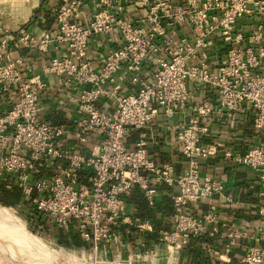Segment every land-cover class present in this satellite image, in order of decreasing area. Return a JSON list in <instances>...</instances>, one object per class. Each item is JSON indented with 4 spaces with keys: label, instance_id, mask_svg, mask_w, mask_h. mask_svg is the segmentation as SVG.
Returning a JSON list of instances; mask_svg holds the SVG:
<instances>
[{
    "label": "built area",
    "instance_id": "1",
    "mask_svg": "<svg viewBox=\"0 0 264 264\" xmlns=\"http://www.w3.org/2000/svg\"><path fill=\"white\" fill-rule=\"evenodd\" d=\"M83 3L61 0L53 33L35 36L20 28L11 39L8 30L0 29V101L6 96L11 102L8 111L0 109V182L8 191H20L30 218L36 214L44 226L63 232L73 226L92 255L132 244L130 222L122 213L124 198L135 187L149 205L156 200V188H171L172 230L160 231L159 243L180 252L191 238L209 230L210 236L218 233L216 208L210 206L195 217L193 206L214 195L222 196L230 207L236 205L223 194L218 179L200 176V160L215 157L222 149L218 142L201 143L209 123L214 118H233L247 103L254 111V128L264 133V0H97L96 12L82 24L78 19ZM127 7L143 14L128 19ZM241 20L255 21L247 36L237 29ZM98 35H119L120 47L95 68L87 48ZM213 41L227 49L216 71L211 70L207 55ZM51 44L62 45L67 52L51 58L43 73L63 79L74 91L70 101L78 116L71 131L40 119V97L47 93V86L40 76H24L23 60L15 55L22 50L46 54ZM149 69L151 80L141 75ZM122 71L136 92L119 93L116 76ZM188 83L209 86L218 100L200 103L189 124L177 131L186 167L176 175L172 164H159L149 156L143 133L132 149L124 140L130 129L140 130L158 116L172 119L183 110L190 97ZM101 100L113 105L111 114L98 110ZM91 137L99 142L86 154ZM65 141L77 143L80 149H66ZM221 157L257 174L264 199V146L244 154L223 149ZM81 177L88 185L80 182ZM151 232L149 224L136 227L139 236ZM246 237L235 231L225 252ZM251 241L254 245L240 264H264L259 247L264 242V208ZM139 242L140 246L145 243Z\"/></svg>",
    "mask_w": 264,
    "mask_h": 264
},
{
    "label": "crops",
    "instance_id": "2",
    "mask_svg": "<svg viewBox=\"0 0 264 264\" xmlns=\"http://www.w3.org/2000/svg\"><path fill=\"white\" fill-rule=\"evenodd\" d=\"M60 4L61 0H0V29L8 30L11 39L16 37L15 33L20 28L26 29L35 36L53 33L56 30L55 10ZM97 8V0H84L78 22L82 24L88 22ZM139 14H143V12L135 13L132 8H126L125 15L128 19H136ZM254 24V20H241L238 22L237 29L243 32L244 36H247ZM216 44V41H213L207 52L212 71H216L223 58H225L227 51L226 48L219 47ZM119 47V35H114L113 38L101 35L93 36L89 40L87 48L92 66L99 68L107 54ZM66 52L64 46L51 44L46 54L35 50H22L15 55L23 60L21 73L24 76H40L47 86V93L42 94L40 97V119L50 126L62 125L71 131L73 129L72 122L78 116L76 105L70 101V95L74 91L68 84L64 83L63 79L43 73V69L51 58L63 57ZM151 70L143 71L141 75L145 79L151 80ZM116 86L121 95L136 92L135 87L129 83L128 75L124 71L117 74ZM187 90L190 97L186 100L184 109L180 110L172 119L158 116L140 130L130 129L124 140L126 147L132 149L138 140L139 134L143 133L146 138L149 156L159 164H172L176 175H179L186 167V160L181 156L178 149L177 131L189 124L191 117L195 114L196 107L200 103H216L218 100L215 90L209 86L188 83ZM96 107L106 114H111L113 110V105L105 100L99 101ZM10 108L11 102L9 99L6 96L2 97L0 101L1 111H8ZM253 116L254 111L251 106L244 103L233 118L224 120L214 118L209 123L208 135L202 138L201 143L203 145L218 142L222 145V149H220L217 156L200 160L201 178L212 177L218 179L224 186L223 194L230 196L236 203L235 206L230 207L225 203L222 196L214 195L210 200L199 202L192 208L195 217L204 215L210 206L216 208L219 221L218 233L212 235L214 240L211 243L200 245L202 258H208L209 264H240L242 255L249 247L254 245L251 237L255 234L260 221V209L264 208V199L260 197L261 188L257 174L248 168L231 165L221 157L223 149H228L232 153L244 154L254 147L264 146V133L254 128ZM98 142L99 138L91 137L86 145L85 153L91 154L92 147ZM64 146L70 150L80 149V146L73 141H65ZM60 165L66 167L67 164L61 162ZM79 180L81 183L84 182L82 177ZM84 183L88 185V182ZM156 190V200L152 205L148 204L144 194L143 196L148 208H154L157 204L165 201L169 202L171 215L168 217L157 215V218L161 221L160 231H171V220L175 210L172 200L174 190L165 186L162 187V190L159 187ZM137 215L138 210L135 207L125 204L122 216L129 219L130 229L135 230L134 232L131 231L132 239L134 241H144L145 233L141 236L137 235L136 227L140 224L146 223L150 226L151 224L147 221H141ZM209 231L206 235L212 237L209 235ZM235 231L245 233L247 237L237 239L236 245L231 247L229 252H225V247ZM259 247L264 251V242L260 243ZM208 249H211V252ZM106 255V252H99L100 257ZM180 255L184 264H193L188 261L186 256H183L182 249Z\"/></svg>",
    "mask_w": 264,
    "mask_h": 264
},
{
    "label": "rangeland",
    "instance_id": "3",
    "mask_svg": "<svg viewBox=\"0 0 264 264\" xmlns=\"http://www.w3.org/2000/svg\"><path fill=\"white\" fill-rule=\"evenodd\" d=\"M7 209L11 210L20 221H23H21L24 225L23 229L31 235L35 241V245L40 247L37 251V256H35V260H39L40 264H151L149 261H128V259L136 257H151L158 261L156 264H168L166 258L168 253L165 252L166 247L159 243V241L153 245H147L144 243V245L140 246L138 240L134 241L131 238V245H128L125 248H117L113 246L106 251V256L100 257L97 255V257L94 258V256L90 254V252H92L91 249H88L87 246L85 249H75L57 244L54 230L50 228L48 231H43V229L35 227L27 210L21 207ZM82 252L86 253L83 254ZM114 253L116 255L121 254V258L117 259ZM172 255L177 260L176 264H184L180 252H172ZM21 258L22 257L18 256L17 248L14 250L7 241L0 243V264H27L25 263L26 261L23 262V259Z\"/></svg>",
    "mask_w": 264,
    "mask_h": 264
},
{
    "label": "trees",
    "instance_id": "4",
    "mask_svg": "<svg viewBox=\"0 0 264 264\" xmlns=\"http://www.w3.org/2000/svg\"><path fill=\"white\" fill-rule=\"evenodd\" d=\"M162 185L159 186V189L162 190ZM124 202L127 205H132L138 210V217L141 221H147L151 224L153 231L151 233L144 234V242L147 245H153L159 241V231L161 230V221L157 218V215L160 217H168L171 215V207L169 202L165 201L163 203L157 204L154 208H148L147 202L143 196V193L135 187L129 196L124 198ZM0 206L4 208H23L29 213L28 202L23 198L20 191L17 188H12L11 190H6L4 184L0 182ZM28 216V215H27ZM31 221L35 222V227L40 228L44 226V222L41 218L33 214ZM162 219V218H161ZM50 230L49 227L44 226L43 231ZM54 230V236L57 244L64 247H72L75 249H85L88 245L84 243L81 238L78 236L76 231L73 229V226L67 232L61 230ZM134 232V229H130ZM214 240V236L209 237L204 235L199 238H191L182 248L183 256L188 258V261L193 264H209V259L202 258L200 245L202 243H211Z\"/></svg>",
    "mask_w": 264,
    "mask_h": 264
},
{
    "label": "bare ground",
    "instance_id": "5",
    "mask_svg": "<svg viewBox=\"0 0 264 264\" xmlns=\"http://www.w3.org/2000/svg\"><path fill=\"white\" fill-rule=\"evenodd\" d=\"M21 221L17 216H15V214L12 213L11 210L0 207V243L7 241L8 243H10L14 250H16L17 248L18 256L22 257L21 259H23V262L26 261L25 263L27 264H38L40 261L35 260V256H37V251L40 249V247L35 245V241L31 237V235L23 229L24 225L22 223L23 221ZM165 252L168 253L166 257L168 260V264H176L177 260L173 257L172 250L170 248H166ZM97 255H99V253L93 255L94 258H96ZM118 258H121V255H118L117 259ZM131 260H135L136 262L149 261L151 264L157 263V260L151 257H136L128 259V261Z\"/></svg>",
    "mask_w": 264,
    "mask_h": 264
}]
</instances>
